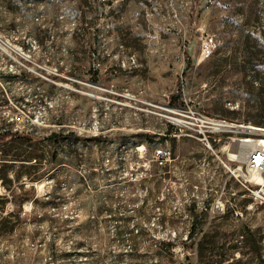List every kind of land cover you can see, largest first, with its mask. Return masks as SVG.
Returning <instances> with one entry per match:
<instances>
[{
  "label": "rangeland",
  "instance_id": "obj_1",
  "mask_svg": "<svg viewBox=\"0 0 264 264\" xmlns=\"http://www.w3.org/2000/svg\"><path fill=\"white\" fill-rule=\"evenodd\" d=\"M2 43L0 264H264V0H0Z\"/></svg>",
  "mask_w": 264,
  "mask_h": 264
},
{
  "label": "bare ground",
  "instance_id": "obj_2",
  "mask_svg": "<svg viewBox=\"0 0 264 264\" xmlns=\"http://www.w3.org/2000/svg\"><path fill=\"white\" fill-rule=\"evenodd\" d=\"M4 49H5V46L3 45V43L0 44V50L5 51ZM207 121H209V120H207ZM214 126H215V129H231V130H238V131H241V128H242V126H236V125L226 123L223 121L214 122ZM235 128H238V129H235ZM244 130H247V131L250 130L248 132H253L256 130V128L248 126V127H245ZM239 141L241 143H240V146L238 143V149L237 150L233 151L232 148H230V149H228V147H226V148H227V151L229 152V156H233L232 155L233 153H237V158L242 159V160H245V157H246L245 153L248 150L264 146V140L263 141L262 140H255V139L251 140L249 138H243ZM250 173L254 174L252 176V179L254 181V185H256V186H261V185L263 186L264 185V178L262 176L254 173L252 171Z\"/></svg>",
  "mask_w": 264,
  "mask_h": 264
},
{
  "label": "built area",
  "instance_id": "obj_3",
  "mask_svg": "<svg viewBox=\"0 0 264 264\" xmlns=\"http://www.w3.org/2000/svg\"><path fill=\"white\" fill-rule=\"evenodd\" d=\"M245 165L248 172H254L264 178V146L253 148L245 153ZM234 160L237 157V153H233ZM257 190L253 192L254 195L264 196V185L259 186Z\"/></svg>",
  "mask_w": 264,
  "mask_h": 264
},
{
  "label": "trees",
  "instance_id": "obj_4",
  "mask_svg": "<svg viewBox=\"0 0 264 264\" xmlns=\"http://www.w3.org/2000/svg\"><path fill=\"white\" fill-rule=\"evenodd\" d=\"M70 136H74L73 134H70ZM52 137H56V135L54 134V135H50V137L49 138H52Z\"/></svg>",
  "mask_w": 264,
  "mask_h": 264
}]
</instances>
